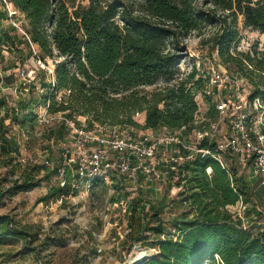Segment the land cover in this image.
Wrapping results in <instances>:
<instances>
[{"label": "trees", "instance_id": "1", "mask_svg": "<svg viewBox=\"0 0 264 264\" xmlns=\"http://www.w3.org/2000/svg\"><path fill=\"white\" fill-rule=\"evenodd\" d=\"M7 1L23 14L27 43L37 46V59L55 62L52 81H47L44 74L39 77L40 87L46 91L38 99L29 94L11 107L0 96V154L18 152L17 138L7 134L5 120L9 119L21 132L33 130L34 103L46 106L49 114H63L64 120L57 129L48 131L54 140L62 139L65 129L70 131L66 120L88 131L99 127L139 129L135 116L140 113L145 116L142 129L156 132L166 127L187 133L192 130L198 109L195 94L203 89L205 79L196 68L179 77L176 68L184 56L183 40L190 31L200 29L204 21L212 20L198 7L199 0H87L86 5L82 0ZM202 1L234 17L240 14L245 26L264 33V0ZM4 16L0 10V23ZM235 36V29L226 27L214 37L218 57L228 69L234 67L249 79L252 89L248 99L259 97L264 103V50L254 51V56L233 55L229 47ZM14 42L8 31L0 30V46ZM160 77L168 83L146 89ZM215 115L214 105L208 106L206 116ZM78 116L84 122H79ZM201 146L214 153L213 146ZM221 155L224 165L211 154H196L192 159L170 164L173 169H166L170 178L177 177L176 183L182 188L173 202L192 214L183 210L177 215L173 223L176 233H167L162 222L143 227L145 218L156 219L158 213L144 212L141 195L131 200L129 235L136 241L142 232H151L149 247L158 251L156 257L142 264H264V229L244 228L227 209L239 200L248 202L253 197L246 176L239 171L238 166H243L235 155ZM46 161L39 170L48 179L59 172V167L48 170L50 163ZM33 176L26 169L22 180L14 181L13 189L34 187L37 183ZM98 181L91 180L89 187ZM71 190L65 181L64 185L51 186L38 201L65 196ZM4 193L0 189V198ZM1 235L27 240L35 234L30 226L0 216Z\"/></svg>", "mask_w": 264, "mask_h": 264}, {"label": "rangeland", "instance_id": "2", "mask_svg": "<svg viewBox=\"0 0 264 264\" xmlns=\"http://www.w3.org/2000/svg\"><path fill=\"white\" fill-rule=\"evenodd\" d=\"M10 4L7 0H0V10L5 14L1 19L0 30L8 31L15 40L13 44L0 46V96H4L7 103L15 107L21 97L27 99L30 94L38 99L40 94L45 93L46 88L41 89L39 77L44 74L47 81H52L55 60L37 59V46L27 43V22L23 14ZM82 4L86 5L87 0H82ZM198 7L211 16L212 20L204 21L200 29L190 31L183 40L181 48L184 56L177 65L176 75L184 77L192 68H196L199 74H203L202 79L206 80L211 66L215 69L222 67L233 77L242 78L245 81V87L250 91L252 85L249 79L241 75L234 67L228 69L222 64L215 50L214 37L226 27L235 29L236 36L230 44L229 52L237 56L247 53L254 56V51L264 50V33L245 26L242 16L238 13L234 17L231 13L214 8L202 0H199ZM21 70L25 72L24 76L19 74ZM5 77H8V81ZM167 83L163 77H160L155 84L147 86L146 89H155ZM210 99L202 93V90L197 91L195 94L197 114L204 115L205 108L213 105ZM33 109L36 122L33 130L27 129L28 133L21 132L15 124H10L9 119L5 120L9 127L7 134L17 138L18 152L0 154V189L5 191L0 198V216H9L20 225L30 226L31 233L35 235L27 240L11 235H1L0 264L123 263L134 255L135 246L155 253L156 248L149 247L152 239L151 232H142L140 239L136 241L129 235L130 204L131 200L138 195H141V201L145 204V213H158L156 219L145 218L143 227L162 222L166 232L174 234L177 230L173 223L177 215H180L183 210L190 215L188 208L182 209L173 202L182 190L174 189L177 177L170 178L173 185L168 186L162 182L161 178L154 177L155 179L148 181L139 174L142 189L137 195L135 194L136 196L133 195L134 188L130 182L122 183L117 178L107 183L98 181L91 187H87L86 183L72 187L76 165L67 164L68 155L70 154L74 159L86 158L91 150L95 149L96 144L85 142L83 147H78L75 143V133L66 129L63 131L62 139L49 138L48 131L51 128L57 129L64 120L63 114H49L46 106L41 103H34ZM18 115H20L19 111ZM140 117L138 114L135 119L138 121ZM77 120L84 122L81 116H78ZM119 129L127 130L137 138L142 135L161 133V130L154 133L127 127ZM119 129L108 130L99 127L95 133L97 136L108 138ZM47 159L50 163L47 169L59 167V172L45 179L39 167ZM238 167L243 175H249L248 164ZM26 169L32 176L34 175L33 180L37 184L27 190L13 189L14 181H21ZM65 181L72 188L67 195L38 201L51 186L64 185ZM263 193L264 187L257 191V196L262 197ZM168 194L170 198L162 206V199ZM119 197L125 200L123 205L115 207L109 205ZM260 209L261 212L257 214L260 215L258 221L264 222V208ZM250 214L247 212V215ZM254 225L255 222L252 220L249 223L251 231L255 230Z\"/></svg>", "mask_w": 264, "mask_h": 264}, {"label": "built area", "instance_id": "3", "mask_svg": "<svg viewBox=\"0 0 264 264\" xmlns=\"http://www.w3.org/2000/svg\"><path fill=\"white\" fill-rule=\"evenodd\" d=\"M19 74L24 76L25 72L21 70ZM202 93L211 98L216 115L210 118L206 116V112L204 115L197 114V110L194 127L189 133L193 139L190 143H186L181 130L171 131L166 127L159 129V134L142 135L139 138L127 130L114 127L113 129L119 130L106 138L97 136L95 131L76 127L72 121L66 120L67 126L76 135L75 143L78 147H83L85 142L96 144L86 158L74 159L68 155L67 164L76 165L72 187L83 183L89 187L93 179L107 183L117 178L122 183L130 182L134 188L133 195H137V190L141 187L139 174L145 179H151L159 168L173 169L170 164H179L192 159L196 154H211L224 165L221 155L224 152L235 155L243 167L249 162L248 168L259 175L264 185L263 101L259 97L250 101L245 81L233 77L222 67L209 68ZM202 143L213 146L214 153L208 147L203 148ZM209 171L207 168V172ZM124 202L120 197L109 205L115 207ZM247 208L248 203L241 200L227 206L232 215L240 219L244 228L249 227Z\"/></svg>", "mask_w": 264, "mask_h": 264}, {"label": "crops", "instance_id": "4", "mask_svg": "<svg viewBox=\"0 0 264 264\" xmlns=\"http://www.w3.org/2000/svg\"><path fill=\"white\" fill-rule=\"evenodd\" d=\"M207 109H208V107L205 108L206 111H207ZM139 115L141 116L140 120H138V121L136 120L139 123V125H140L139 130H144L146 132H153L150 129H142V127L144 126V123H145L144 122L145 116H144V113H140ZM193 127H194V125H193ZM136 130H138V129H136ZM180 133H182L183 137L186 139V143L192 142L193 139H192V137L189 134L190 132L187 133V132H184V131L181 130ZM167 168L168 167L159 168L157 170L156 175L154 177L157 178V179L161 178V180L163 179L162 182L165 183V185H168V186L170 185L171 186L173 184L171 183L172 181H170V176L168 175V173L166 171ZM248 173H249V175L246 176V182H247L248 186H250L251 189H252L253 197H252V199L250 201L247 202L248 203L247 212L251 213V214L250 215H246V218L248 219L249 223H251V221L254 220L255 229L259 227V229L262 230V229H264V222H260V221L257 220V216H258L257 214H259L258 213L259 211L261 212L260 208H264V193L262 194V197H259V196H257V191L261 190L264 187V185L262 184V181H261L259 175H256L254 173V171H252L251 168H249ZM154 177H152L151 179H155ZM151 179H146V180L150 181ZM175 184H176L174 186L175 190L181 188V186H178L177 183H175ZM141 189H142V187H139L138 190H137V193ZM169 198H170V194H168L167 196L164 197V199H162V201H163L162 206L165 205L168 202ZM162 206H160V208H162ZM190 215H192V214H190Z\"/></svg>", "mask_w": 264, "mask_h": 264}, {"label": "bare ground", "instance_id": "5", "mask_svg": "<svg viewBox=\"0 0 264 264\" xmlns=\"http://www.w3.org/2000/svg\"><path fill=\"white\" fill-rule=\"evenodd\" d=\"M151 250H147L143 247L136 246L134 249V255L129 257L125 262L123 263H115V264H135L139 259L142 257H145L146 255L150 254Z\"/></svg>", "mask_w": 264, "mask_h": 264}, {"label": "water", "instance_id": "6", "mask_svg": "<svg viewBox=\"0 0 264 264\" xmlns=\"http://www.w3.org/2000/svg\"><path fill=\"white\" fill-rule=\"evenodd\" d=\"M136 247V246H135ZM134 247V248H135ZM158 255V251H155V253H150L148 255H146L145 257H142L141 259H139V261H137V263L135 264H142L143 262H145L147 259L152 258V257H156Z\"/></svg>", "mask_w": 264, "mask_h": 264}]
</instances>
